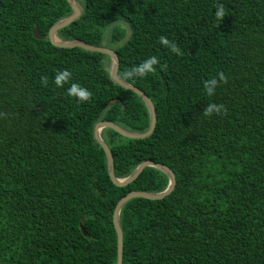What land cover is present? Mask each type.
<instances>
[{"label":"trees","instance_id":"obj_1","mask_svg":"<svg viewBox=\"0 0 264 264\" xmlns=\"http://www.w3.org/2000/svg\"><path fill=\"white\" fill-rule=\"evenodd\" d=\"M77 2L81 15L58 37L115 51L118 76L156 111L149 137L101 130L114 175L124 179L150 161L176 178L165 198L123 206L122 264H264V0ZM72 12L67 0H0V264H116L117 203L168 185L153 167L126 186L111 181L95 125L143 133L150 115L111 80L109 56L34 37V27L47 37ZM153 55L154 73L125 77ZM64 69L71 79L57 88ZM221 72L227 82L209 96L204 83ZM72 83L91 91L90 100L69 97ZM212 103L224 110L205 116Z\"/></svg>","mask_w":264,"mask_h":264},{"label":"water","instance_id":"obj_2","mask_svg":"<svg viewBox=\"0 0 264 264\" xmlns=\"http://www.w3.org/2000/svg\"><path fill=\"white\" fill-rule=\"evenodd\" d=\"M67 2L72 8V11H73L72 14L61 19L57 23H55L49 30L47 37L41 36L39 34L38 28L34 27L33 29L34 37L38 40H46L48 38L49 41L56 47H60V48H76L77 47V48L84 49L86 51L102 53V54L109 56L111 59V70L109 72L111 80L117 85L121 86L122 88L137 94L141 98V100L144 102V104L146 105L149 111V115H150L149 127L147 131L143 133H134V132L127 131L121 128L120 126L114 123H111V122H99L95 125L94 138L98 142V144L103 148L106 154L108 174H109L111 181L116 186H119V187L126 186L132 183L133 181H135V179L140 175V173L146 167H153L155 169L160 170L168 177V180H169L166 189L162 192L150 193V192L134 191L124 196L117 203L114 213H113V223H114V227L117 233V262L116 264H122L123 262V232H122L121 225H120V213H121L123 206L128 201L134 198H144V199H150V200H159V199L165 198L174 190L175 185H176V178H175L173 171L169 169L167 166L163 164L153 163L150 161L141 163L138 167L135 168V170L128 177L124 179H119L114 175L113 156L109 150V147L106 145V143L103 141V139L100 136L101 130L104 128H110L116 131L117 133H119L120 135L126 138H130V139H143V138L149 137L154 132L155 127H156L157 119H156L155 107L151 99L143 91L127 83L126 81L122 80L118 76L119 58L115 51H113L112 49L106 48V47L93 46L81 40H62L61 38L58 37L57 34L59 30L70 25L81 15L82 8L80 4L77 2V0H67ZM116 103H119V101L114 100L110 102L107 105L106 110L110 109V107ZM80 228H81L82 233L85 236H88V233L85 231L82 224L80 225Z\"/></svg>","mask_w":264,"mask_h":264},{"label":"clouds","instance_id":"obj_3","mask_svg":"<svg viewBox=\"0 0 264 264\" xmlns=\"http://www.w3.org/2000/svg\"><path fill=\"white\" fill-rule=\"evenodd\" d=\"M215 16L217 19L223 20L225 17V7L223 4H218L215 11ZM159 43L169 49L172 53L177 55H181V50L179 46L174 42L170 41L166 36H161L159 38ZM159 58L156 55L151 56L146 59L143 63L135 66L131 71L125 73L126 78H134V77H144L149 73H154L156 71V65L159 64ZM72 73L68 69L57 70L54 77V84L57 88H63L66 83H68L71 79ZM47 77L44 78V83L47 84ZM220 82H227V77L221 72L219 73V80L216 78L205 81L204 88L209 96L215 93V90ZM67 95L69 97H74L77 102L85 103L90 100L92 97L91 91H89L86 87L81 86L77 83H72L71 87L67 89ZM224 110V106L212 103L209 104L204 109L205 116H211L214 113L220 114Z\"/></svg>","mask_w":264,"mask_h":264},{"label":"rangeland","instance_id":"obj_4","mask_svg":"<svg viewBox=\"0 0 264 264\" xmlns=\"http://www.w3.org/2000/svg\"><path fill=\"white\" fill-rule=\"evenodd\" d=\"M108 70H109V72H110V70H111V62H110V64H109Z\"/></svg>","mask_w":264,"mask_h":264}]
</instances>
